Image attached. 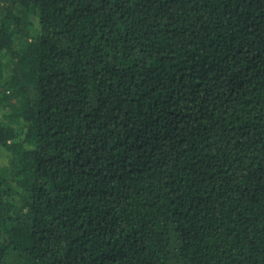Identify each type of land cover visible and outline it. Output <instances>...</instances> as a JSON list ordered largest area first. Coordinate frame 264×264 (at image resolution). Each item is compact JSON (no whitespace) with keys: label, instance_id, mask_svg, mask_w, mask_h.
<instances>
[{"label":"trees","instance_id":"obj_1","mask_svg":"<svg viewBox=\"0 0 264 264\" xmlns=\"http://www.w3.org/2000/svg\"><path fill=\"white\" fill-rule=\"evenodd\" d=\"M0 264H264V0H0Z\"/></svg>","mask_w":264,"mask_h":264}]
</instances>
